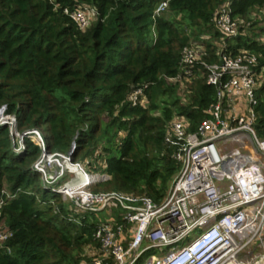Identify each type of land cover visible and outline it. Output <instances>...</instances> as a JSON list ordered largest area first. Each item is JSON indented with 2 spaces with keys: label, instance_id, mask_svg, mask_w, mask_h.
I'll return each mask as SVG.
<instances>
[{
  "label": "trees",
  "instance_id": "16d2710c",
  "mask_svg": "<svg viewBox=\"0 0 264 264\" xmlns=\"http://www.w3.org/2000/svg\"><path fill=\"white\" fill-rule=\"evenodd\" d=\"M0 0V110L16 116L17 129L42 131L50 153L70 154L91 172H105L112 192L161 201L181 164L165 144L168 124L184 114L195 130L207 116L216 90L196 74L185 96L168 82L193 41L204 60L224 50L247 49L264 66V0H235L233 14L246 23L238 37H224L215 17L223 0ZM94 6L98 19L81 30L66 7ZM252 14H256L252 18ZM148 83V106L133 105L134 90ZM185 97V99H184ZM256 131L264 138V85L258 91ZM187 102H186V101ZM7 125H0V228L13 235L0 243V264H87L96 212L75 211L73 202L45 186L35 163L42 149L25 138L21 151ZM120 220V219H119ZM147 254H150L148 252Z\"/></svg>",
  "mask_w": 264,
  "mask_h": 264
},
{
  "label": "built area",
  "instance_id": "2783aa9c",
  "mask_svg": "<svg viewBox=\"0 0 264 264\" xmlns=\"http://www.w3.org/2000/svg\"><path fill=\"white\" fill-rule=\"evenodd\" d=\"M234 1L223 0L215 17L223 39L238 37L247 31L245 25L251 24L233 14ZM168 5L169 0L161 1L154 17ZM64 12L81 30L99 15L89 5L66 7ZM217 45L219 59L214 62L203 59L206 47L202 42L185 46L178 73L167 78L185 96L197 76L196 65H201L203 77L216 93L207 116L195 130L184 114H175L168 124L165 144L173 148L172 157L181 168L159 202L147 195L94 191L92 185L110 179L107 173L86 171L83 163L72 160L71 152H48L41 130L20 132L16 116L7 114L5 108L0 110V125L9 126L15 150L23 149L25 138L39 145L43 153L35 169L42 173L47 188L75 204L76 212H96L108 206L125 209V214L113 221L96 225L93 236L99 247L86 248L85 255L91 260L87 264H264V138L256 131L264 66L251 50L233 52L224 50L227 46L220 41ZM148 86L145 83L134 90L130 97L133 105L148 106ZM60 159V170L52 172ZM69 173L72 176L64 179ZM49 174L53 180L48 179ZM2 193L0 211L6 198L13 196ZM12 235L0 228V243ZM253 240L260 250L251 252L249 259L240 258Z\"/></svg>",
  "mask_w": 264,
  "mask_h": 264
},
{
  "label": "rangeland",
  "instance_id": "374dc122",
  "mask_svg": "<svg viewBox=\"0 0 264 264\" xmlns=\"http://www.w3.org/2000/svg\"><path fill=\"white\" fill-rule=\"evenodd\" d=\"M57 161V160H56ZM60 163H63L62 160L60 159L58 162H56L55 164H53L52 168H53V171L54 170H60V167L58 166V164ZM86 171H90L89 169H87L85 167ZM92 173V172H91ZM93 173H96L95 171ZM72 175L69 173L67 176H65L64 179H69ZM103 182V181H102ZM97 183V182H96ZM95 183V184H96ZM51 187V186H50ZM100 190L101 191H105V190H108V191H111L113 190V187H106L104 185H102L100 187ZM66 202H70V200L66 199ZM125 209L123 207H120V206H108L106 209H102L100 211H96V217H97V220L99 222H106V221H113L115 219V217L121 215L122 213H124ZM77 213H84V212H77ZM125 214V213H124ZM245 233V232H244ZM247 241V240H246ZM246 241L242 242L241 244H244L246 243ZM241 244L239 246H241ZM260 250V246L257 244V242H255V240H253V242L249 243V245H247L246 247H244V249L241 251L239 257L240 258H247L249 259L250 258V255H251V252H258ZM159 251V250H158ZM164 252V251H163ZM157 254V253H156ZM149 254H147L145 257H144V260L146 259V257L148 256ZM143 264H144V261H142ZM142 262H140L139 264H142Z\"/></svg>",
  "mask_w": 264,
  "mask_h": 264
},
{
  "label": "water",
  "instance_id": "95a60500",
  "mask_svg": "<svg viewBox=\"0 0 264 264\" xmlns=\"http://www.w3.org/2000/svg\"><path fill=\"white\" fill-rule=\"evenodd\" d=\"M73 150H74V147H73V149L71 150V153L73 152ZM48 179H49V180H53V176H52L51 174H49V175H48Z\"/></svg>",
  "mask_w": 264,
  "mask_h": 264
}]
</instances>
